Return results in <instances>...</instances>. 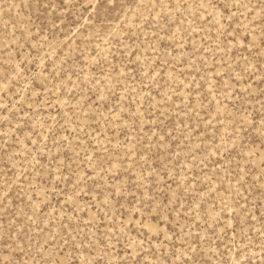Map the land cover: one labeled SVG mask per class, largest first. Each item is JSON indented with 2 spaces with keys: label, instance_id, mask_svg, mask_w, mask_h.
Listing matches in <instances>:
<instances>
[{
  "label": "rangeland",
  "instance_id": "rangeland-1",
  "mask_svg": "<svg viewBox=\"0 0 264 264\" xmlns=\"http://www.w3.org/2000/svg\"><path fill=\"white\" fill-rule=\"evenodd\" d=\"M0 264H264V0H0Z\"/></svg>",
  "mask_w": 264,
  "mask_h": 264
}]
</instances>
